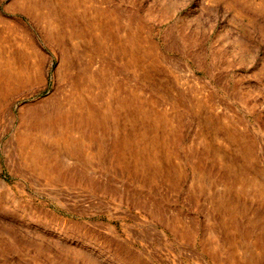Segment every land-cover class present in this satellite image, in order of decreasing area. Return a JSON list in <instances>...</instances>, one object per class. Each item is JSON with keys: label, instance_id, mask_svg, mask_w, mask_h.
I'll use <instances>...</instances> for the list:
<instances>
[{"label": "rangeland", "instance_id": "374dc122", "mask_svg": "<svg viewBox=\"0 0 264 264\" xmlns=\"http://www.w3.org/2000/svg\"><path fill=\"white\" fill-rule=\"evenodd\" d=\"M0 264H264V0H0Z\"/></svg>", "mask_w": 264, "mask_h": 264}, {"label": "bare ground", "instance_id": "6f19581e", "mask_svg": "<svg viewBox=\"0 0 264 264\" xmlns=\"http://www.w3.org/2000/svg\"><path fill=\"white\" fill-rule=\"evenodd\" d=\"M76 76V75H75ZM79 89V88H78ZM89 98V97H88ZM259 175V174H258ZM208 182V181H207ZM236 209V208H235ZM261 209V208H260Z\"/></svg>", "mask_w": 264, "mask_h": 264}]
</instances>
